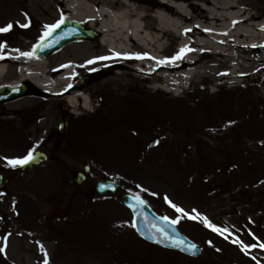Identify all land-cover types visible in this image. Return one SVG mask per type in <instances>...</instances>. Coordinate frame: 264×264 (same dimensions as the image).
<instances>
[{"label": "rangeland", "instance_id": "rangeland-1", "mask_svg": "<svg viewBox=\"0 0 264 264\" xmlns=\"http://www.w3.org/2000/svg\"><path fill=\"white\" fill-rule=\"evenodd\" d=\"M246 2L252 12L264 11V0ZM23 3L0 0V6L28 10ZM35 7V18L47 25L62 16L49 1L37 0ZM25 22L28 31L38 27L31 16ZM20 33H0V43L8 48ZM84 40L96 39L71 42L46 56ZM248 72L252 82L240 88L210 86L215 93H206L207 85L200 83L197 90L162 104L163 116L150 113L157 126L153 137L128 130L132 141L118 139L126 132L124 124L110 125L112 114L104 115L107 101L97 97L102 104L96 114L82 117L41 90L0 103V264H45V259L47 264H264V63ZM92 80L79 76L73 83L90 88ZM42 106L46 109L35 110ZM141 109L144 116L148 109ZM40 110L47 111L42 117L50 128L34 120ZM8 118L17 120L9 125L3 122ZM168 119L177 124L195 119L196 129L181 127L182 122L167 124ZM29 151H42L47 161L27 172L7 164ZM84 166L90 171L76 184L75 175ZM99 179L115 180L118 193L98 195ZM124 193L138 194L156 212L175 219L179 214L165 202L167 197L190 215L195 209L220 231L199 218L180 220L181 230L202 249L196 258L151 245L132 226V214L121 200Z\"/></svg>", "mask_w": 264, "mask_h": 264}, {"label": "bare ground", "instance_id": "bare-ground-1", "mask_svg": "<svg viewBox=\"0 0 264 264\" xmlns=\"http://www.w3.org/2000/svg\"><path fill=\"white\" fill-rule=\"evenodd\" d=\"M22 1L28 10L21 5L0 6V27L12 23L11 29L23 34L2 54L0 89L30 82L57 97V103L65 105L64 110L78 117L96 114L102 104H97L96 97L100 102L105 100L104 115L112 114L110 125L124 124L126 132L119 140L131 139L128 130L146 131L144 138H152L157 126L150 113L156 111V116H163L162 104L197 90L200 83L207 85L203 89L206 93H215L210 86L240 88L242 83L252 82L250 67L264 63V11L252 12L247 0H201L204 5L199 0H154V4L143 0H46L55 4L66 20L94 29L98 37L92 42L71 44L51 56L35 52L31 59L19 53L32 51L33 42L48 22L35 18L37 0ZM28 16L38 26L31 31L22 26ZM182 48L191 50H186L181 59L158 63L169 61ZM124 54L147 55L128 59ZM89 60L96 62L88 64ZM79 76L91 77L92 86L74 84ZM141 108L149 111L143 116ZM46 113L34 112L33 118H40V124L50 128L51 124L42 117ZM16 120L8 118L3 122L12 125ZM166 121L175 126L182 122L181 127L189 129L195 126L193 130L197 125L195 119L178 124L176 120Z\"/></svg>", "mask_w": 264, "mask_h": 264}, {"label": "water", "instance_id": "water-1", "mask_svg": "<svg viewBox=\"0 0 264 264\" xmlns=\"http://www.w3.org/2000/svg\"><path fill=\"white\" fill-rule=\"evenodd\" d=\"M150 3H155L153 0H146ZM97 33L94 31L87 30L85 26L81 25L78 22L74 21H65L64 24H62L58 29H56L50 37H48L42 44L40 48H37V52L43 55H47L53 51H56L66 44L83 38H96ZM58 41V42H57ZM28 91V87L22 86L18 88H4L0 93V102H5L7 100L14 99L16 97L22 96L26 94ZM66 128V123L63 126V133ZM34 159L31 160L28 164H25L23 166H20V169L23 171L31 170L35 167H37L39 164L44 162L46 160V155L42 152H37L34 156ZM88 167H84V171H88ZM85 174L84 173H78L76 176L75 181L77 183H80L84 180ZM3 176L0 174V185L2 184ZM104 186L101 188V186ZM96 190L100 193H106V192H113L116 193L118 190V185L114 181L110 180H100L96 184ZM122 199L124 203L129 207V205H132L135 203L133 199L132 194H125L122 196ZM143 200V199H142ZM133 212L134 217V224L136 225V229L139 232V234L146 240L164 246L171 249L182 251L186 254H189L191 256H199L201 254L200 247L188 239L178 228L177 226H173L175 229V232L172 231L170 228L168 230V235L175 237V234H179V238L184 241V244L182 247L175 248L170 247L169 241L162 240V242L157 243L156 240L162 239L158 234H154L152 232L148 231V225L149 224H156L159 226L161 224L160 216H158L145 202L144 205L139 206L134 211L132 207H129ZM196 245L195 248H190V245Z\"/></svg>", "mask_w": 264, "mask_h": 264}, {"label": "snow or ice", "instance_id": "snow-or-ice-1", "mask_svg": "<svg viewBox=\"0 0 264 264\" xmlns=\"http://www.w3.org/2000/svg\"><path fill=\"white\" fill-rule=\"evenodd\" d=\"M64 22H65V18L62 15L61 18H60V20H58L56 23L51 24V25H45L44 26L45 32L43 33V35H41L39 37L40 43L37 44V45H34L32 51L20 52L19 53L20 56H23V57H26V58H30V59L31 58H35L36 49L37 48H40L42 46L43 42L48 37H50L52 35V33L56 29H58L62 24H64ZM22 26L23 27H28L29 25L26 23V24H24ZM11 28H12V23H9L8 25H6L4 27H0V33L8 32ZM185 31L186 32L187 31H190V29H186ZM205 31H207V29ZM6 47H7L6 44L0 43V51H2ZM186 50L187 51H190L191 49L182 48V49H180V51L176 55L172 56L169 61H158V63L171 62V61H174V60H177V59H181L182 56L185 54ZM14 51L19 52V49H15ZM114 55L115 56H119L120 54L119 53H114ZM146 55L147 54H144V56H146ZM144 56H141L140 54H133V55L124 54V57L125 58H128V59H132V58L142 59V58H144ZM3 58H4L3 55L0 54V59H3ZM17 58H19V57H17ZM97 59L104 60V59H108V57H99ZM95 62H96L95 60H89V61H87L88 64H93ZM68 87L70 88L71 87V84H69ZM65 90H67V89H65ZM33 159H34L33 153H32V151H29L28 154L25 155L22 158H11V159H7V164L9 166H11L12 168H16L17 166H23L25 164H28ZM103 187L104 186L102 185L101 188H103ZM133 199H134L135 203L132 204V205H129V207H132L134 211L139 206L145 204V201L142 200L138 194H133ZM165 202L168 203L169 206L172 209H174V211L177 214H179V215H177L175 219L169 218L168 216H162V217H160L161 224L159 226H157L156 224H149L148 225V231L149 232H152L154 234H158L162 238V239L156 240L157 243L162 242V240H167V241L170 242L169 245H168L170 247H175V248L182 247V245L184 244V241L179 238V234L176 233L175 234V237L169 236L168 235V230L171 228L172 231L175 232V229H174L173 226H175L176 224H178L180 222V220L182 218H185V217L188 218V219H192V220H195V219L199 218V220L204 223L205 227H210L215 232H219L220 231V229H218L215 226L211 225L207 221L206 218L200 216L199 213H197L195 209L192 210V212L194 214L190 215L183 208H181V207L177 206L176 204H173L171 201H169L167 199V197H165ZM132 226L133 227H136L135 224H133ZM195 247H196V245H194V244L193 245H190V248H195ZM261 247L264 248V245H261ZM3 251H4V249L3 248H0V252H3ZM41 251H44L42 245H41ZM45 255H46V253H45ZM45 264H47V259H45Z\"/></svg>", "mask_w": 264, "mask_h": 264}]
</instances>
